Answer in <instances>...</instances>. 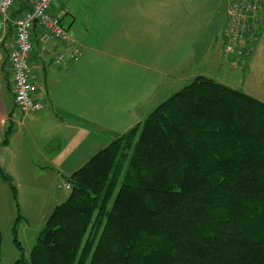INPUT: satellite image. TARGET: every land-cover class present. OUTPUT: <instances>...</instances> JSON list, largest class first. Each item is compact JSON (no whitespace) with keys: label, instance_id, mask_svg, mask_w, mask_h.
Segmentation results:
<instances>
[{"label":"trees","instance_id":"1","mask_svg":"<svg viewBox=\"0 0 264 264\" xmlns=\"http://www.w3.org/2000/svg\"><path fill=\"white\" fill-rule=\"evenodd\" d=\"M67 180L11 264H264V102L243 91L194 77Z\"/></svg>","mask_w":264,"mask_h":264},{"label":"crops","instance_id":"2","mask_svg":"<svg viewBox=\"0 0 264 264\" xmlns=\"http://www.w3.org/2000/svg\"><path fill=\"white\" fill-rule=\"evenodd\" d=\"M33 1L20 0L0 20V149L8 150L4 169L18 197L16 207L10 182L0 175V226L17 214L28 222L22 195L61 191L60 181L196 76L264 102V14L255 47L233 66L222 55L225 0H57L53 13L81 53L75 62L56 64L63 46L34 25L30 83L42 107L23 116L13 100L8 44L11 21Z\"/></svg>","mask_w":264,"mask_h":264},{"label":"built area","instance_id":"3","mask_svg":"<svg viewBox=\"0 0 264 264\" xmlns=\"http://www.w3.org/2000/svg\"><path fill=\"white\" fill-rule=\"evenodd\" d=\"M20 0H0V20L9 18L10 10ZM57 0H34L31 7L16 16L12 23V40L9 47V64L12 73V94L14 104L21 115L36 112L42 104L32 93L29 64L32 53L33 21L44 32L63 46V50L54 58L56 64L66 60L75 62L80 56L78 43L70 37L53 13ZM226 22L222 30L224 58L231 57V64H244V58L251 53L258 41L259 21L264 14V0H225ZM43 49V48H42ZM58 188L70 191L71 183L62 180Z\"/></svg>","mask_w":264,"mask_h":264},{"label":"rangeland","instance_id":"4","mask_svg":"<svg viewBox=\"0 0 264 264\" xmlns=\"http://www.w3.org/2000/svg\"><path fill=\"white\" fill-rule=\"evenodd\" d=\"M66 193L67 192L65 191H60L54 188L50 195L44 197L39 195H22L21 213L24 212L25 214H28L27 216L29 220L28 222L14 220V222L12 221L10 224L0 226V264H11L21 256V251L18 250L16 243L13 242V238H16V242L22 248L24 255L27 257L28 252L35 243L41 227L44 225L42 219L44 216L46 218L49 215L50 203L56 198L57 194H59L60 197H64ZM12 200L14 201L13 197ZM14 206H16L15 202ZM14 225L15 233H13Z\"/></svg>","mask_w":264,"mask_h":264},{"label":"water","instance_id":"5","mask_svg":"<svg viewBox=\"0 0 264 264\" xmlns=\"http://www.w3.org/2000/svg\"><path fill=\"white\" fill-rule=\"evenodd\" d=\"M33 24H36V20L33 21ZM7 152L8 150L6 148L0 149V175L4 177L7 176L4 169Z\"/></svg>","mask_w":264,"mask_h":264}]
</instances>
